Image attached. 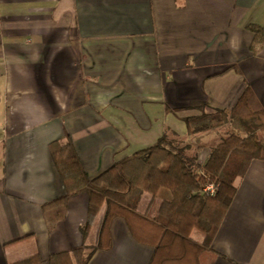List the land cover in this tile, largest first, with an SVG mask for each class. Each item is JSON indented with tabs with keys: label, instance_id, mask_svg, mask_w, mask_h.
I'll return each instance as SVG.
<instances>
[{
	"label": "crops",
	"instance_id": "0c3cea01",
	"mask_svg": "<svg viewBox=\"0 0 264 264\" xmlns=\"http://www.w3.org/2000/svg\"><path fill=\"white\" fill-rule=\"evenodd\" d=\"M249 24L264 29V0H0V264L96 244L99 219L80 231L85 192L47 228L41 204L65 192L50 142L69 136L90 179L165 133L202 163L221 126L188 134L186 118L228 111L245 88L264 110V41L251 51ZM236 123L222 126L244 136ZM234 184L196 264H264V160ZM157 205L143 193L137 211ZM153 253L117 216L86 264H149Z\"/></svg>",
	"mask_w": 264,
	"mask_h": 264
},
{
	"label": "trees",
	"instance_id": "16d2710c",
	"mask_svg": "<svg viewBox=\"0 0 264 264\" xmlns=\"http://www.w3.org/2000/svg\"><path fill=\"white\" fill-rule=\"evenodd\" d=\"M253 34L251 51L264 41V29L255 24L246 26ZM228 119L238 122L245 135L231 133L211 148L205 161L185 154L186 145L177 147L165 133L148 147L116 161L110 168L89 178L66 136L63 141L49 143V153L64 186V194L41 204L47 228L51 230L67 211L68 198L85 192L87 214L80 227L86 238L98 220L96 244L84 251V245L51 253L48 264H86L94 249L107 234L110 221L124 217L134 232L132 222L143 226L147 241L154 246L149 264H196V251L206 250L235 194V179L242 176L252 159L264 160V110L250 89L245 88L234 105L226 111L216 109L185 119L188 134L224 125ZM216 186L213 195L202 191L206 184ZM143 193L158 200L150 217L137 211ZM146 222V225H145ZM201 235L199 243L191 232ZM37 255L10 264H34Z\"/></svg>",
	"mask_w": 264,
	"mask_h": 264
},
{
	"label": "rangeland",
	"instance_id": "374dc122",
	"mask_svg": "<svg viewBox=\"0 0 264 264\" xmlns=\"http://www.w3.org/2000/svg\"><path fill=\"white\" fill-rule=\"evenodd\" d=\"M237 125L239 124V123H236ZM239 126V125H238ZM227 127H225V126H221V127H219L217 130H218V133L217 134H219V136H220V140H222L223 138H224V136L226 135V134H228L229 135V130H227L226 129ZM226 137V136H225ZM202 154H199L200 155V159H202V157H203V152H201ZM188 156V155H187ZM194 155H189L188 157H193ZM197 159H198V156H197ZM199 164H200V162H199ZM133 223V226H135V227H138L139 226V224H137L138 222H132ZM135 227H134V233L137 235V236H139V237H141L142 239H146L147 238V236L145 237V235L144 234H142L141 232L140 233H138V231H136V229H135Z\"/></svg>",
	"mask_w": 264,
	"mask_h": 264
},
{
	"label": "built area",
	"instance_id": "2783aa9c",
	"mask_svg": "<svg viewBox=\"0 0 264 264\" xmlns=\"http://www.w3.org/2000/svg\"><path fill=\"white\" fill-rule=\"evenodd\" d=\"M202 191L206 194L213 195L216 192V186L212 183L206 184Z\"/></svg>",
	"mask_w": 264,
	"mask_h": 264
}]
</instances>
